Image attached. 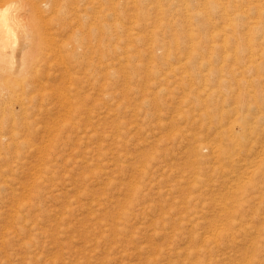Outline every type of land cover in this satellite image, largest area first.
Wrapping results in <instances>:
<instances>
[{
    "label": "rangeland",
    "instance_id": "1",
    "mask_svg": "<svg viewBox=\"0 0 264 264\" xmlns=\"http://www.w3.org/2000/svg\"><path fill=\"white\" fill-rule=\"evenodd\" d=\"M10 1L28 10L23 18L44 49L37 64L47 68L35 67L37 92L31 80L0 79V264H264V12L243 6L260 2ZM85 13L99 20L75 17ZM187 15L193 26L185 28ZM83 22L97 28L84 46L103 41L104 63L115 64L112 80L71 70L74 80L64 81L60 61L47 62L51 49L60 58L82 44ZM219 29L229 58L221 60L216 38L211 60L187 61L184 32L205 51ZM249 54L260 63L247 65ZM60 86L71 91L67 119ZM232 120L243 146L226 133Z\"/></svg>",
    "mask_w": 264,
    "mask_h": 264
},
{
    "label": "bare ground",
    "instance_id": "2",
    "mask_svg": "<svg viewBox=\"0 0 264 264\" xmlns=\"http://www.w3.org/2000/svg\"><path fill=\"white\" fill-rule=\"evenodd\" d=\"M1 1H5V0H0V2ZM24 1V0H23ZM27 1V0H26ZM193 2H196L197 3V1L198 0H192ZM202 1V0H201ZM204 2H207L208 0H203ZM213 1V0H212ZM215 1V2H214ZM213 2H214V5H215V3H217L218 1H220V0H214ZM225 1V0H224ZM228 1H230V0H228ZM240 1H242V3H243V0H240ZM240 1H237V2H240ZM245 1V0H244ZM248 1H250V0H248ZM247 1V2H248ZM255 2H260V4L259 5H254V4H252L251 2L252 1H250V3H247V4H243V6L244 7H247V9L248 10H252V9H255L257 12H258V14H260V16L262 15L261 14V12L263 13L264 12V0H254ZM253 1V2H254ZM7 2L9 3V0H7ZM19 2H21V1H19ZM19 2H16L15 1V4L17 3V4H19ZM191 2V1H190ZM189 2V3H190ZM223 2V1H222ZM236 2V1H235ZM3 3V2H2ZM13 3V2H12ZM21 3H23V2H21ZM56 3V2H55ZM184 3V2H183ZM15 4H11V1H10V3L7 5V6H5L6 5V3L3 5V6H1L0 7V79H5L7 76H9V77H14V80L13 81H15V82H17V83H19L20 84V87H24L30 80L33 82V83H36L37 84V86H36V84L34 85V90L37 92V91H41V90H43V83H41L38 79H37V77L39 76V74H37L38 73V71L35 69V67L37 66H39L38 64H40L41 63V60L42 59H39L38 57H39V55H41L42 53H43V50L44 49H42L41 51H42V53H40L41 51H40V47L38 46V47H36L37 46V44H36V46H35V42H34V38L37 36V31H34L32 28L30 29L29 28V24L26 22V20H25V18H23V17H26L28 14V10H26V9H20V8H15L14 7V5ZM91 4H93V3H91ZM198 4V3H197ZM209 4V3H208ZM225 4V3H224ZM44 5V4H43ZM57 5V4H56ZM203 5H204V3H203ZM236 5V4H235ZM253 5V6H252ZM19 6H22V5H19ZM185 6V5H184ZM186 6H187V4H186ZM226 6V5H225ZM225 6H224V8H225ZM240 6V5H239ZM242 6V7H243ZM53 7H56L54 4H53ZM92 8H93V6H91ZM218 7H220V6H218ZM241 7V6H240ZM242 7H241V9H242ZM12 8V9H11ZM199 8V7H198ZM198 8H196V9H198ZM223 8V7H222ZM221 8V9H222ZM233 8H235V7H233ZM232 8V9H233ZM250 8V9H249ZM48 9V8H47ZM94 9V8H93ZM194 9V8H193ZM193 9H191L192 11H193ZM218 9V8H217ZM226 9V8H225ZM237 9H239V8H237ZM195 10V9H194ZM220 10V9H219ZM236 10V9H235ZM234 10V11H235ZM251 10H250V12H251ZM259 10H261V12L259 11ZM218 11V10H217ZM221 11V10H220ZM230 11V10H229ZM239 11H241V10H239ZM246 11V10H245ZM253 11V10H252ZM56 11L54 10V13H55ZM189 12V11H188ZM195 12V11H194ZM242 12V11H241ZM257 12H256V14H257ZM90 13H92V12H90ZM196 13H198V12H196ZM199 13H200V11H199ZM219 13V12H218ZM223 13H224V11H223ZM232 13V12H231ZM252 13V12H251ZM95 15H97L96 14V12L94 13ZM93 14V16L91 17V19H92V21H90L91 23L94 21H98L99 19H97V17L98 16H96L95 17V15ZM213 14V13H212ZM229 14V13H228ZM228 14L225 12V14H224V16H226V17H228ZM238 14H239V12H238ZM242 14V13H241ZM240 14V15H241ZM253 14H254V12H253ZM192 15V14H191ZM194 15V14H193ZM197 15V14H196ZM195 15V16H196ZM223 14H221V17H224V16H222ZM230 15V14H229ZM233 15V14H232ZM237 15V14H236ZM142 16V15H141ZM231 16V15H230ZM259 16V15H258ZM257 16V17H258ZM259 16V17H260ZM263 16V15H262ZM261 16V17H262ZM75 17L77 18V19H85V20H91L90 19V17H89V15H88V13H85V14H82L81 16H77V15H75ZM74 17V18H75ZM201 16H200V14H199V17L198 18H200ZM240 16L238 15V18H239ZM258 17V18H259ZM264 17V16H263ZM34 18V17H33ZM99 18V17H98ZM229 18V17H228ZM242 18H243V16H242ZM242 18H240V19H242ZM30 19H32L31 17H30ZM123 19V18H122ZM182 19H184V21H183V25H184V27L185 26H188V27H192L193 26V18H192V16H190V15H187V16H185V18H182ZM221 19H223V18H221ZM233 19H235V18H233ZM239 19V20H240ZM215 20V19H214ZM81 22V20H78L77 22ZM134 21V20H133ZM210 21V20H209ZM223 22H224V20H222ZM225 21H229V23H230V18L228 19V20H226L225 19ZM254 21V20H253ZM85 22V21H84ZM83 22V25L82 24H80L79 23V25L78 26H80V30L82 31L83 29H87V28H85L86 26V23H84ZM211 22V21H210ZM214 22V21H213ZM235 22H236V20H235ZM221 23V22H220ZM229 23H227V24H229ZM61 24V23H60ZM85 24V25H84ZM93 24V23H92ZM181 24H182V22H181ZM209 24V23H208ZM208 24H204V27L203 28H208V26H210V25H208ZM226 24V25H227ZM96 25V24H95ZM223 25V24H222ZM225 25V26H226ZM232 24H230V26H231ZM42 26V25H41ZM77 26V27H78ZM104 28H105V25H102ZM109 26V25H108ZM123 26V25H122ZM197 26V25H196ZM212 26V25H211ZM40 27V26H39ZM116 27V26H115ZM232 27H233V25H232ZM41 28V27H40ZM186 28V27H185ZM251 28V27H250ZM249 28V29H250ZM36 29V28H35ZM79 29V28H78ZM116 29V28H115ZM118 29V28H117ZM182 29V28H181ZM184 29V28H183ZM191 29V28H190ZM200 29H202V28H200ZM215 29H217V28H215ZM221 29H222V26H221ZM221 29H219V31L220 32H217V31H214V32H212V33H209L208 34V37H209V41L207 42V45H210L209 47L207 46V50H205V51H201V50H203V49H201L200 50V48H198V46H196V45H194L193 44V41H194V38H193V34H192V32L190 31H187V32H184V38L183 39H185L186 40V43H187V45H188V57H187V61H189V59L190 58H192V56H195V57H197V59H203V58H205V56H206V54H210V57H209V59L211 60V54L213 53V50L214 49H216V46L214 47V42H215V39L216 38H223V43L220 45V46H218V48L221 50V51H219L220 53H221V55H220V53H218L219 55H220V57H221V60H223V61H226L228 58H229V55H228V53H229V51H228V46H227V43H226V37H227V35H226V33L225 32H223L224 31V29L223 30H221ZM252 29V28H251ZM254 29H255V27H254ZM79 30V32H80V34L82 33V34H84L83 33V31L81 32ZM187 30V29H186ZM185 30V31H186ZM192 30V29H191ZM208 30V29H207ZM233 30H234V28H233ZM238 30V29H237ZM86 32H85V41L83 40H81L82 41V44L80 43H78V45L76 46V49H74V51H73V53H71V54H67V52H65L67 55L65 56V54H64V56L62 57V56H60V58H57V57H54L53 58V56H54V54H56V52L54 51V50H50V54L48 53V57H50L49 59H47V62L49 61V60H52V62H56V60L57 61H60V63L62 64V66H63V68L62 69H60L61 70V72H62V76H61V78L60 79H64V81L65 80H69V81H73L74 80V77H73V75L71 74V70H73V71H75L73 74H77V72H78V74L80 73H84L86 76L88 75V76H90L91 74L94 76L95 75V77H97L96 75L99 73H104V75L106 76V78H110L109 80H112L111 78H112V76L114 75L113 73H114V65L113 64H110V63H104V61H103V59L105 58V56L107 55V54H105V53H103V49L101 48V45L103 44V41H100L99 42V44L95 47L96 48V50H91V48L90 47H88V46H84V45H86V44H88V43H90V42H92L91 41V39L95 36V34H96V32H97V28L96 27H94L93 29H91V28H88L87 30H85ZM233 32V31H232ZM251 33V32H250ZM256 33V32H255ZM79 34V33H78ZM99 34V33H98ZM201 34H203V33H201ZM232 34V33H231ZM249 34V33H248ZM84 35H82V37L84 36ZM195 35V34H194ZM205 35V34H204ZM203 35V36H204ZM235 35V34H234ZM247 35V34H246ZM43 36V35H42ZM202 36V35H201ZM233 36V35H232ZM238 36V35H237ZM236 36V37H237ZM245 36V35H244ZM250 36V35H249ZM248 35H247V37H249ZM46 37V36H45ZM106 37V36H105ZM104 37V38H105ZM234 37V36H233ZM232 37V38H233ZM251 37H253V36H251ZM77 38H79V37H77ZM198 38V37H197ZM245 38V37H244ZM48 39V38H47ZM88 39V40H87ZM239 39V38H238ZM237 39V40H238ZM259 39V38H258ZM103 40V39H102ZM221 40V39H220ZM234 40V39H233ZM237 40H236V42H237ZM241 40V39H240ZM239 40V41H240ZM244 40H246V38L245 39H242V41H244ZM249 40V39H248ZM248 40H246V42L248 43L249 41ZM57 41V40H56ZM78 41V40H77ZM93 41H94V38H93ZM98 41V40H97ZM180 41H181V39H180ZM205 41V40H204ZM219 41V40H218ZM43 42V44H44V40L42 41ZM221 42V41H220ZM234 42V41H233ZM245 42V43H246ZM97 43V42H96ZM182 43V42H181ZM243 43V42H242ZM40 44H42V43H40ZM48 44V43H47ZM233 44V43H232ZM239 44H241V43H239ZM50 45V44H49ZM53 45H54V42H53ZM248 45H250V44H248ZM83 46L85 47V48H83ZM246 46V45H245ZM250 46H252V45H250ZM255 46V45H254ZM50 47V46H49ZM51 47H53V46H51ZM248 47V46H247ZM246 47V48H247ZM55 48V47H54ZM53 48V49H54ZM117 48V47H116ZM156 48V47H155ZM243 48H245L244 46H243ZM243 48H241V50H245V49H243ZM251 48V47H250ZM118 49V48H117ZM158 50H160V47L159 48H157ZM205 49V48H204ZM235 49H236V47H235ZM57 50V49H56ZM114 50H115V48H114ZM119 50V49H118ZM129 50H130V48H129ZM133 50V49H132ZM137 50V49H136ZM247 50L249 51V50H252V49H248L247 48ZM46 51V50H45ZM48 51V50H47ZM59 51V50H58ZM131 51V50H130ZM127 51V49L124 51V52H122V53H124V54H128V53H132L133 51ZM147 51H148V49H144L143 50V53H144V55H146L147 54ZM153 51H155V49L154 50H149V52L150 53H153ZM236 51V50H235ZM234 51V52H235ZM38 52L40 53L39 55H38ZM53 52H55L54 54H53ZM70 52V51H69ZM116 52V51H115ZM193 52H194V54L195 55H193ZM251 52V51H250ZM64 53V52H63ZM117 53V52H116ZM216 53V52H215ZM91 54H94V56L96 55V58L94 59V57H91ZM114 54V53H113ZM119 54V53H118ZM139 54V53H138ZM217 54V55H218ZM44 56H45V54H43ZM58 55H60V54H58ZM115 55H117V54H115ZM136 55H137V53H136ZM140 55V54H139ZM138 55V57L140 58V56ZM34 56H35V58H34ZM51 56H52V58H51ZM215 56V55H214ZM246 56V55H245ZM248 56H250L249 58H248V61H247V65H250V66H252V65H258L260 62L258 61L259 59H257V60H255L254 58H253V56H252V54L250 55H248ZM47 57V56H46ZM46 57H43L44 58V60H45V58ZM47 57V58H48ZM98 57V58H97ZM142 57V56H141ZM144 57V56H143ZM219 57V58H220ZM235 57V56H234ZM244 57V56H243ZM39 60H38V59ZM115 58V57H114ZM17 59V61H15ZM121 59V58H120ZM143 59V58H142ZM55 60V61H54ZM73 60H76L75 61V63H73L72 61ZM113 60V59H112ZM195 60V59H194ZM235 60V59H234ZM40 63H39V62ZM69 61V62H68ZM131 62L132 60L130 59V57L129 56H125V58H123V62H125L126 64H127V62ZM141 61V60H140ZM175 61H177V62H179L180 60L179 59H176ZM174 61V62H175ZM47 62H46V64H47ZM49 62H51V61H49ZM72 62V64L70 65V63ZM118 62V61H117ZM38 63V64H37ZM116 63V62H115ZM68 64L70 65V66H68ZM118 64V63H117ZM43 65V64H42ZM44 65H45V63H44ZM48 65V64H47ZM52 64H50V66H51ZM53 65H56V64H53ZM52 65V66H53ZM124 65V64H123ZM239 66V65H238ZM45 67V66H44ZM44 67H38V68H44ZM58 67V66H57ZM60 68H61V66H59ZM58 67V68H59ZM259 67H260V65H259ZM45 68H47V66L45 67ZM53 68V67H52ZM55 68V67H54ZM134 68V67H133ZM239 68V67H238ZM256 68V67H255ZM254 68V69H255ZM179 70H180V68H178ZM59 70V69H58ZM174 69H171V72H173L174 74H176L175 73V71H173ZM177 70V69H176ZM223 69H221V71H222ZM42 71H44V70H42ZM48 71V70H47ZM51 71V70H50ZM220 71V70H219ZM60 72V73H61ZM90 72H91V74H90ZM115 72H116V70H115ZM178 72V71H177ZM259 72V71H258ZM47 73V72H46ZM52 73V72H51ZM49 74V73H48ZM48 74H46V75H48ZM209 74H211V73H209ZM208 74V75H209ZM262 74V73H261ZM40 75H42V74H40ZM53 75V74H52ZM56 75V74H55ZM58 75V74H57ZM57 75H56V78H58L57 77ZM85 75H83L84 76V78H85ZM6 76V77H5ZM32 76V77H31ZM48 76H50V75H48ZM101 76V75H100ZM259 76H261V75H259ZM258 76V77H259ZM8 77V78H9ZM102 77H104V76H102ZM213 77V76H212ZM46 78V77H45ZM49 78H51V77H49ZM83 78V77H82ZM83 78V79H84ZM90 78V77H89ZM92 78H94V77H92ZM209 78V77H208ZM208 78H207V76L205 77V76H201V79L200 78H198V79H200L199 81L201 82H203V84H202V89H203V91H205V88H206V86H207V84H206V82H207V80H208ZM43 79V78H42ZM52 79V78H51ZM53 79H54V77H53ZM86 79V78H85ZM98 79V78H97ZM58 80V79H57ZM61 80V81H62ZM92 80V79H91ZM107 80V79H106ZM6 81H7V83H8V80L6 79ZM42 81V80H41ZM63 81V82H64ZM108 81V80H107ZM107 81H105V83H107ZM261 81V80H260ZM62 82V83H63ZM95 82H96V80H95ZM220 82V81H219ZM2 83H4V82H2ZM6 83V84H7ZM256 83H257V81H256ZM12 84V83H11ZM29 84H31V85H33L32 83H30L29 82ZM108 84V83H107ZM111 83L109 82V85H110ZM31 85H29V88L31 87ZM39 85V86H38ZM218 85H219V83H218ZM217 85V86H218ZM93 86V85H92ZM221 86V85H220ZM6 87H8V86H6ZM33 87V86H32ZM47 87V86H46ZM48 87H50V86H48ZM47 87V88H48ZM94 87V86H93ZM37 88V89H36ZM60 88H61V86H60ZM66 88V89H65ZM1 89V88H0ZM19 89V88H18ZM23 89V88H22ZM33 89V88H32ZM45 89V88H44ZM94 89V88H93ZM92 89V90H93ZM217 89V88H216ZM219 89V88H218ZM222 90V89H221ZM17 91V90H16ZM22 91V90H21ZM50 91V90H49ZM58 91H59V89H58ZM207 91V90H206ZM205 91V92H206ZM29 92V91H28ZM51 92V91H50ZM48 93V95H49V97H51L52 98V96L53 97H55L54 95H53V93ZM68 92H71V91H69V88H67V87H64V88H61V90H60V92H59V94H60V97L59 98H62V103H63V105H64V107H65V109H63V117H66L65 119H67L68 117L67 116H73V114H72V112L70 111V109H71V107H72V105H71V107H70V104H69V100H68V97H67V93ZM210 92V91H209ZM217 92H219V91H217ZM21 93H23V92H21ZM219 93H222V91L221 92H219ZM212 94H213V92H212ZM216 94V93H215ZM259 94V93H258ZM70 95V94H69ZM58 96V95H57ZM78 96H79V94H78ZM208 96V95H207ZM222 96V95H221ZM257 96V95H256ZM30 97V96H29ZM103 97V96H102ZM214 97V96H213ZM19 98V97H18ZM50 98V99H51ZM55 98H58V97H55ZM104 98V97H103ZM22 99V98H21ZM83 99H85V98H83ZM256 99H258V97L256 98ZM1 100V99H0ZM20 100V99H19ZM31 100H33V99H31ZM258 100H260V99H258ZM9 101V100H8ZM24 101V100H23ZM30 101V100H29ZM73 101V100H72ZM30 102H32V101H30ZM60 102V101H59ZM58 102V103H59ZM257 103V102H256ZM19 105H22L23 106V102H21V101H19V103H18ZM30 104V103H29ZM45 104V103H44ZM61 104V103H60ZM254 104V103H253ZM18 105V106H19ZM256 105V104H255ZM1 106V105H0ZM10 106V105H9ZM17 106V107H18ZM60 106H62V105H60ZM8 107V106H7ZM7 107H5V108H7ZM42 108V107H41ZM258 108V107H257ZM31 109H32V106H31ZM60 109H62V107L60 108ZM263 109V108H262ZM72 110V109H71ZM75 110V109H74ZM236 112H237V110H236ZM235 112V113H236ZM264 112V111H263ZM222 113V112H221ZM11 114V113H10ZM32 114V113H31ZM72 114V115H71ZM24 115V114H23ZM17 116V115H16ZM11 117V116H10ZM25 117V116H24ZM16 118V117H15ZM59 118V117H58ZM18 119V118H17ZM262 120V116L260 115V116H257V117H254L252 120H251V123L250 124H247V131H248V134L249 135H251L252 133H253V131H254V124L257 122V120L259 121V120ZM5 121V120H4ZM236 122V120H232V121H230V122H228L227 123V129H226V133L228 134V136L230 137V139H231V141H232V143H235V145H239V144H241L242 146H243V141H244V139H239L235 134H234V132H233V127L235 126L234 125V123ZM48 124V123H47ZM46 124V125H47ZM219 124V123H218ZM234 125V126H233ZM64 127V126H63ZM51 129V128H50ZM51 133V132H50ZM222 134V133H221ZM217 136H218V133H217ZM220 136V135H219ZM249 137H247V139H248ZM213 143V142H212ZM46 144V143H45ZM208 144H209V142H208ZM207 145V144H206ZM212 146V145H211ZM220 146V145H219ZM53 147V146H52ZM209 147V146H208ZM203 148V147H202ZM206 148V147H205ZM204 148V149H205ZM210 148V150H212V152L213 153H216L218 150H219V148L220 147H218V145L217 146H212V147H209ZM46 149V148H45ZM194 149V148H193ZM192 149V150H193ZM196 149V148H195ZM207 149V148H206ZM203 151V150H202ZM198 152H199V150H198ZM211 152V151H210ZM219 153H220V151H219ZM218 152H217V154H219ZM216 154V155H217ZM53 155V154H52ZM48 156V155H47ZM217 157V156H216ZM40 158H41V156H40ZM221 158V157H220ZM216 160H217V158H215ZM218 159H219V156H218ZM220 160V159H219ZM240 160V159H239ZM238 162V161H237ZM246 163H248L249 164V162H246ZM219 167H221V165H219V164H217ZM243 165L244 164H241V167L240 168H242L243 167ZM245 166V165H244ZM247 166H249V165H247ZM246 166V167H247ZM222 168V167H221ZM217 169H219V168H217ZM223 169V168H222ZM246 169V168H245ZM251 169V168H250ZM34 178V177H33ZM195 181V180H194ZM239 186H241V184H239L238 185V187ZM39 190V189H38ZM31 191V190H30ZM36 194V193H35ZM231 200V199H230ZM11 214H13V213H11ZM214 225V224H213ZM215 236V235H214ZM216 237V236H215ZM194 242V241H193ZM253 246V245H252Z\"/></svg>",
    "mask_w": 264,
    "mask_h": 264
}]
</instances>
